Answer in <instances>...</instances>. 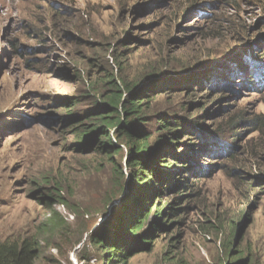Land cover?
Segmentation results:
<instances>
[{"label": "rangeland", "instance_id": "rangeland-1", "mask_svg": "<svg viewBox=\"0 0 264 264\" xmlns=\"http://www.w3.org/2000/svg\"><path fill=\"white\" fill-rule=\"evenodd\" d=\"M263 71L264 0H0V241L33 235L59 188L69 206L51 209L66 226L35 264H115L87 238L119 202L115 171L107 153L73 150L91 125L69 122L108 94L114 74L152 83V110L181 127H223L226 153L207 151L185 210L127 264H264V181H254L264 179V127L250 124L264 116V81L249 82ZM154 128L151 145L165 133ZM180 134L182 144L215 140Z\"/></svg>", "mask_w": 264, "mask_h": 264}, {"label": "trees", "instance_id": "trees-1", "mask_svg": "<svg viewBox=\"0 0 264 264\" xmlns=\"http://www.w3.org/2000/svg\"><path fill=\"white\" fill-rule=\"evenodd\" d=\"M240 66L236 64L235 67L226 70V77L234 76V69ZM110 75L105 74L108 78L105 82L108 94L102 95V100L96 101L93 108L81 111L69 122L71 124L89 122L90 133L82 140L84 148L76 146L73 150L97 149L107 153L117 179L116 190H113V193L118 192L120 196L109 219L98 222V227L89 231L88 242L97 249V254L106 262L127 264L131 257L151 247L149 239L156 236L151 235L152 232H162L163 228L168 227L170 219L185 210V202L194 192L193 180L203 177L202 173L207 172L210 165L202 162L209 158L210 153L207 151L219 152L224 149L223 145L216 141L224 128L219 126L217 130L206 129V126L197 121L192 123V126L181 127V122L178 119L174 120L172 115L156 108L155 111L152 110L154 107L148 93L152 83H132L125 80H121L120 83L114 74ZM209 79L205 85L210 87ZM261 81L263 83L264 77L249 80L255 90ZM165 82L176 85L173 79H167ZM164 85L167 86L161 81L157 85L158 89ZM170 89V86L165 88ZM71 99L73 98H66L62 103L74 105L76 101L73 100L71 104ZM232 123L233 119H230L228 124ZM250 124L258 129L263 128L264 116H256L251 119ZM154 126V129L163 128L165 133L160 134L151 145L149 139L152 137ZM197 131L206 132L207 136L212 134L211 138L215 140L204 141L198 146L195 142L182 144V140L178 138L180 133L183 136H195L198 134ZM122 153L123 166L121 161L117 163L115 159L116 155ZM219 155L223 157L226 153L221 151ZM242 165L244 164L236 166ZM122 178L127 180L125 185L120 182ZM254 181L261 182L264 179L254 177ZM53 193L54 196H49L52 201L48 207L50 214L33 235L0 241V264H35L41 253V245L43 243L50 245L54 235L62 232L66 222L57 210L51 209V206L58 203L68 207L69 204L61 197L59 188ZM163 197H170V201L163 202ZM153 208L155 218L149 219ZM246 261L242 259L236 263L228 261L225 264H246Z\"/></svg>", "mask_w": 264, "mask_h": 264}]
</instances>
